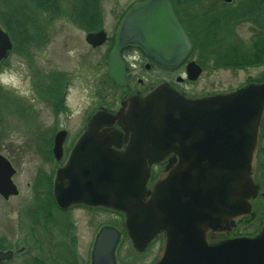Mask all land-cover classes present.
Returning <instances> with one entry per match:
<instances>
[{
    "label": "water",
    "instance_id": "water-1",
    "mask_svg": "<svg viewBox=\"0 0 264 264\" xmlns=\"http://www.w3.org/2000/svg\"><path fill=\"white\" fill-rule=\"evenodd\" d=\"M85 41L99 46L106 41L105 32H90ZM129 43L139 44L168 66L177 64L192 48L173 15L170 0H149L125 16L108 61V76L119 86L125 84L119 49ZM11 48L8 33L0 27V64ZM201 71L195 61L186 65L189 80H196ZM206 103L222 107L220 111L233 116L235 124L244 123L249 129L250 152L242 161L223 162L222 173L216 168L217 163L209 162V169L218 175V181L206 191H199L195 189L197 172L201 170L202 176L205 175V167L202 161L194 159V123L196 110ZM263 108L264 82L203 100L187 99L163 84L142 99L130 98L122 117L98 110L90 117L88 128L75 142L65 163L55 171L52 183L55 202L62 209L85 204L123 211L128 235L139 250L159 232H165L161 253L154 264H264V220L261 231L253 237L213 244L206 238L208 232L230 230L250 212L246 199L254 193L251 183L254 136ZM115 121L123 123L126 132L131 133L121 154L109 148L118 134L98 133ZM64 134L59 131L53 141L56 160L63 154ZM168 153L178 154L183 160L169 161L165 178L150 192L146 189L149 165ZM15 172L10 161L0 154V196L4 200L18 194L12 180ZM117 241L114 229L103 228L96 237L91 264H116ZM12 256V250H0V264Z\"/></svg>",
    "mask_w": 264,
    "mask_h": 264
},
{
    "label": "rangeland",
    "instance_id": "rangeland-1",
    "mask_svg": "<svg viewBox=\"0 0 264 264\" xmlns=\"http://www.w3.org/2000/svg\"><path fill=\"white\" fill-rule=\"evenodd\" d=\"M37 1L41 6L38 10L28 0H0V11L10 8V11L17 9L33 14L30 21L36 22L40 30L30 36L33 39L24 47L25 50L23 47L18 50L25 36L20 34L19 27L10 29L15 49L0 68V71L9 69L23 73L30 85L27 95H21L11 87L0 86V153L15 168L13 182L19 190L17 196L8 200L0 197V241L2 250L14 251V257L5 264H89L97 226L113 222L115 214L75 206L66 213H60L51 207L49 196L52 194L50 191L47 193L40 179L51 176L56 161L48 159L42 152V144L61 127L69 131L70 137L77 136V132L86 129L87 119L95 109L100 105H111L118 92L106 77V61L112 47L105 43L92 48L85 42L87 28L71 16L70 7L76 0H59L58 11L52 9L49 0ZM140 1L98 0L103 29L115 36L114 25L118 19ZM214 1H219V5L224 2ZM234 1L223 8L217 4V9L235 8L240 0ZM205 5L201 0L192 13L200 14ZM262 6L264 9V0ZM2 22L0 16V26L6 30ZM253 26L251 20L236 24L233 40H226L225 46L229 47V43L250 45L251 40L259 36ZM262 27L261 37L264 39V25ZM190 59H198L196 51L191 53ZM155 72L149 73L157 76ZM263 75L264 64L260 60L252 65L235 67L217 66L206 61L197 80L192 83L185 80L182 86L194 93L226 91L261 80ZM48 80L47 90L53 86L51 95L56 97V89H59V100L51 101L45 94L43 97ZM54 104L61 106V114L53 110ZM45 201L48 205L46 212L43 211ZM244 228L238 227L240 231ZM129 240L121 235L117 264H146L157 252L153 246L139 257ZM21 247H24L23 252L18 251Z\"/></svg>",
    "mask_w": 264,
    "mask_h": 264
},
{
    "label": "flooded vegetation",
    "instance_id": "flooded-vegetation-1",
    "mask_svg": "<svg viewBox=\"0 0 264 264\" xmlns=\"http://www.w3.org/2000/svg\"><path fill=\"white\" fill-rule=\"evenodd\" d=\"M147 1L149 0H141L138 4H136L132 8L141 6L145 4ZM210 1L211 2L208 5L206 4L204 7L209 6L211 7V9L215 7L218 8L217 4L219 1L217 3H215V1L213 3L212 0ZM231 1L226 2L224 0V2L221 3V5L218 4V6H220L221 8L227 7L226 4H229ZM240 5H241V0L238 4H236L235 8L240 7ZM171 8H172L173 15L176 18L178 24L186 32L185 25L187 24V18L184 17V14L182 15V11L179 12V15L176 14L175 8L172 5V2H171ZM259 8L261 11V0H259ZM127 13L128 11L120 19H118V22L116 23V25H114V28L116 29L115 30L116 37L114 35H109L103 29L102 18H99L95 25H92L91 27H88L87 29H85L86 34L90 32H97L99 30H103L105 32L106 41L99 46H102L105 43L107 44L110 43L111 45L110 47H112L111 52L109 53V56L106 61L107 70H108V61H109L110 55L118 42L119 27L121 25L122 20H124L123 18H125V15ZM240 22H246V20H239L237 22L233 20L230 21L229 28L227 31L228 36H229V41L233 40L234 28L236 24ZM100 24L101 26H99ZM253 27L254 29L257 30V33L259 34L258 38H260L261 37V18L259 21V25L258 26L255 25ZM219 34L225 35L223 31H219ZM84 40H85V37H84ZM112 42L114 43L113 45H112ZM87 44L91 46L92 48L99 47V46L93 47L91 44L89 43ZM229 46H230V43H229ZM133 51L138 52L141 56L140 61L133 62L137 65L135 68L131 66V64L129 63L127 59V57ZM192 52H193V47L190 50V52L181 61H179L177 64L173 66H168L160 62L159 60H157L155 57L149 55L137 43H129V44L124 45L123 47L119 49V57L121 61L124 63V67H125V84L123 86L117 85L115 82L111 81V78L108 76V73H106V77L108 81L115 89L118 90V92L115 95L114 99L112 100L111 105L109 106L100 105L98 107V110H105L106 112L112 115L120 114V117H122L128 109V101L130 98L136 97V98L142 99L145 96H147L157 86L163 85V84L168 85L175 91L181 93L187 99L203 100V99H207L209 97L216 96V95H227V94L233 93L236 90L250 83H255V84L261 83V80L252 81V82L246 83L245 85L239 88H236L233 90H226V91H209V92H199V93L188 91L182 86L183 85L182 83L185 80L192 83V80H189L186 74V65L189 61L192 60L190 59ZM196 62L202 67V71H203L204 66L201 63H199L197 59H196ZM153 70H156L155 74L157 73V76L150 75V73ZM158 72H160V74ZM44 94L47 96V98H49L52 101L51 91H46ZM220 108L222 107L218 105L209 106V104L206 103V105L204 106L201 105L196 110L195 123H194V127H195L194 143L196 147V154L194 156V159L202 161L203 166L205 167V170L203 172V174L205 175L202 176L201 170L197 172L198 177L195 183V189L199 191H201L202 189L206 191L209 186L211 187L213 183H216L218 181V175H214L213 173H211L209 169L210 168L209 162L217 163V165L220 167L216 165V168H219L221 171V169L223 168L221 167L223 162H227V161L233 162L234 160L242 161L243 159L247 158L250 152L249 129L244 126V123L237 122L235 124L233 121V116L230 117L228 115L223 114L222 111H220ZM53 110L56 113H59V114L62 113L61 106H58V105L56 106L54 104ZM230 119L232 120L230 121ZM87 128H88V121L86 122V129ZM59 131H64L65 134H64V142H63V156L60 160L58 161L56 160V167L61 166L65 162L69 152L71 151L73 147L75 140L77 139L79 134L81 135L83 133V132L82 133L77 132V136L70 137L69 131L67 129H63L62 127L60 129H56L52 133V135L48 137L46 141H43V142H49L50 152L52 156H53L52 154L53 141H54L55 135ZM98 133L109 134V135H111L112 133L118 134V138L114 137L112 142L109 144V148L117 154H121L125 151L128 141H129V137L131 135L130 132H126L124 124L121 123L120 121H115V123H113L111 126H107V127L100 129ZM254 141H255L254 150H253L254 170H253V175L251 178V183L253 185L252 192L254 193H252L246 199L247 204L250 206V212L249 214L244 215L243 217L239 218L235 222L234 226L230 227V230L228 231L221 232V233L220 232H216V233L208 232L206 234V238L209 243H215L221 240L232 239V238L239 237V236L253 237L259 231H261L263 220H264V108H263L262 114L260 115L259 120L256 125ZM187 143L188 142L185 141V144ZM172 160L174 161L183 160V157H180L178 154L168 153L165 156L157 159L156 161H153L149 165V177L146 182L147 190L152 192L156 184L165 178V175L167 174L166 167L168 166V162ZM222 171L220 173H222ZM208 172L209 174L206 175V173ZM219 176H222V174H220ZM149 198L150 197H147L146 199H149ZM49 199H50L51 207H55V209H57V211L60 213H66L70 211V209L72 208V207L71 208L69 207L67 209L59 208L54 200L53 195H51V197L49 196ZM74 206L81 207V208L83 207L85 209L95 210L99 212L108 211V212H112L113 214H115V220L113 222L104 223L102 225L97 226L98 229L95 233L91 251L89 254V259H90L89 264L92 263V253H93V248H94L96 237L98 233L105 227L112 228L118 233V241L114 249V257H115V262L117 264L120 260L117 257V254H118L117 249L121 243L120 241L121 235H124L125 237L127 236V238L130 239L128 236L127 230L125 228L126 214L122 211L113 210V209L102 207V206H87V205H82V204H77ZM239 226L245 227L244 230L240 231L238 229ZM248 228L250 229L248 230ZM165 235H166L165 232L163 231L159 232L158 235L155 237V239L142 250L137 249L133 243H132V246H134V249L136 250L135 252L137 253L139 257H141L147 250H149V248H152L153 246H155L157 248V252L155 253L154 257L150 258L148 262L146 263V264H154L157 261V258L161 252V247L163 245ZM18 251L23 252L24 247L19 248Z\"/></svg>",
    "mask_w": 264,
    "mask_h": 264
},
{
    "label": "trees",
    "instance_id": "trees-1",
    "mask_svg": "<svg viewBox=\"0 0 264 264\" xmlns=\"http://www.w3.org/2000/svg\"><path fill=\"white\" fill-rule=\"evenodd\" d=\"M32 3L33 7L37 10L41 9V6L38 5L37 0H28ZM42 2V0H40ZM50 5L53 10L58 11V1L59 0H49ZM201 0H171L172 5L175 8V12L179 15V12L182 11V15L187 18L186 33L188 34L192 44L193 52L197 53V61L205 66L206 61H212L217 66L225 67H235L242 65H252L260 60L264 64V39L254 38L251 40L250 45H242L240 43H235L229 47L225 46L226 40L229 41L228 28L231 20L237 22L239 20H251L256 26L259 25L261 18V31L263 30L264 25V9L262 6L263 0H261V11L259 8V0H242L241 5L238 8L232 9H220L217 8L211 9L207 6L204 11L200 14L192 13L195 10V7L200 4ZM29 2V3H30ZM207 5L211 2L210 0H203ZM71 16L75 18L80 24L85 28L95 25L99 19V6L98 0H76L71 4ZM212 10V11H210ZM21 10H15L10 8L4 11H0L2 15L1 24L6 28V31L11 37V30L13 28H20V34L24 35L25 38L21 40L18 50L24 47L29 43L30 36L35 35L40 32V30L35 25L36 22H31L32 15H28V12H20ZM210 11V12H209ZM30 13V12H29ZM10 16V18H9ZM20 19H24L23 22ZM258 19V20H257ZM5 20V22H4ZM13 20V22H12ZM85 24V25H84ZM11 29V30H10ZM219 31H223L225 35H220ZM35 37V36H34ZM17 48V46H16ZM15 49V48H14ZM13 49V50H14ZM260 81V80H258ZM264 81V75L261 78V82ZM46 91H53V86L48 88L49 80L46 81ZM57 96L53 97L52 100H59L60 90L56 89ZM41 92V91H40ZM44 93L42 94L44 97ZM3 95V94H2ZM44 154H46L48 159H52L50 152L49 142H43ZM50 157V158H49ZM43 186L47 189V193L51 189V176L41 177ZM47 204V201H45ZM46 207L43 210L46 212ZM39 210V208H38ZM41 210V209H40ZM46 218L47 214L44 215ZM2 243L0 241V249H2Z\"/></svg>",
    "mask_w": 264,
    "mask_h": 264
},
{
    "label": "clouds",
    "instance_id": "clouds-1",
    "mask_svg": "<svg viewBox=\"0 0 264 264\" xmlns=\"http://www.w3.org/2000/svg\"><path fill=\"white\" fill-rule=\"evenodd\" d=\"M129 63L133 68L137 65L133 63L134 61H140L141 56L138 52L133 51L127 57ZM23 68V65H21ZM0 86L11 87L17 90L21 95H27V89L29 88V82L24 78L23 73H18L14 70L5 69L0 71Z\"/></svg>",
    "mask_w": 264,
    "mask_h": 264
}]
</instances>
